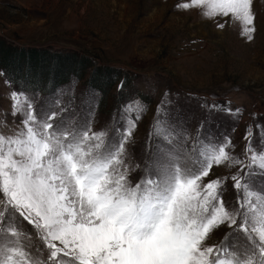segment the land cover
<instances>
[{
  "label": "snow or ice",
  "instance_id": "obj_1",
  "mask_svg": "<svg viewBox=\"0 0 264 264\" xmlns=\"http://www.w3.org/2000/svg\"><path fill=\"white\" fill-rule=\"evenodd\" d=\"M252 4L177 0L175 8L225 18L220 29L239 22L251 41ZM10 98L20 124L0 133V264H264V188L254 190L264 150L252 147L251 125L239 158L230 137L217 143L169 126L162 101L150 134L158 143L140 164L128 152L139 102L110 129L93 131L91 115L68 121L58 101L38 108L23 91ZM220 166L236 171L212 178ZM227 181L234 201L225 200Z\"/></svg>",
  "mask_w": 264,
  "mask_h": 264
},
{
  "label": "rangeland",
  "instance_id": "obj_2",
  "mask_svg": "<svg viewBox=\"0 0 264 264\" xmlns=\"http://www.w3.org/2000/svg\"><path fill=\"white\" fill-rule=\"evenodd\" d=\"M184 2V0H181ZM177 0H0V35L30 47L77 52L95 65H109L121 77L101 94L88 90L86 80L72 79L55 97L23 91L0 69V133L11 135L20 117L11 115V92H21L38 108L59 102L66 120L78 123L91 115L93 131L110 129L122 110L139 102L130 157L142 164L158 143L153 133L157 108L164 102L167 124L188 137L221 142L230 137L229 151L244 158L245 133L252 126V147L264 150V0H253L254 39L241 35L242 25L229 20L223 29L202 10H177ZM30 44V45H29ZM167 93V95H165ZM210 105L222 106L211 109ZM228 108L233 111L229 113ZM240 112L237 115L236 109ZM133 118L134 114H132ZM259 126V127H258ZM236 171L214 167L212 178ZM264 177L254 178V190ZM225 200L234 201L231 181ZM227 231L221 228L209 243Z\"/></svg>",
  "mask_w": 264,
  "mask_h": 264
},
{
  "label": "trees",
  "instance_id": "obj_3",
  "mask_svg": "<svg viewBox=\"0 0 264 264\" xmlns=\"http://www.w3.org/2000/svg\"><path fill=\"white\" fill-rule=\"evenodd\" d=\"M89 67L91 72L86 85L92 92L105 94L117 79L123 77L116 68L92 64L91 60L77 52L28 47L0 35V69L7 79L23 91L55 97L73 75L79 80L84 79V71ZM120 82L121 90L126 80L122 78Z\"/></svg>",
  "mask_w": 264,
  "mask_h": 264
}]
</instances>
